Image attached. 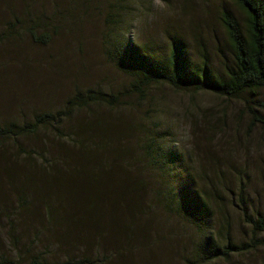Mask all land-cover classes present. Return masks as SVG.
I'll return each instance as SVG.
<instances>
[{"label": "rangeland", "instance_id": "rangeland-1", "mask_svg": "<svg viewBox=\"0 0 264 264\" xmlns=\"http://www.w3.org/2000/svg\"><path fill=\"white\" fill-rule=\"evenodd\" d=\"M223 9L238 15L229 0H0V35L6 37L0 42V124L26 123L39 113H66L67 102L88 90L103 92L118 104L74 106L57 131H40L30 159L34 170L51 168L50 176L85 173V197L64 190L53 207L58 212L74 206L70 212H75L84 205V228L56 237L41 230L42 218L24 224L23 216L5 210L1 216L12 215L14 223L10 230L5 219L0 222V256L6 264H32L36 256L50 264L69 259L97 264L102 255H107L102 264H183L184 252L206 239L168 206L175 189H186L187 171L197 186L208 189L217 181L223 187V177L235 184L242 177L239 169L245 170L248 206L264 212V126H252L244 101L164 83L137 92L133 87L139 79L112 62L107 46V37L120 38L164 56L170 51L169 36L178 35L191 46L192 62L197 48L204 51L205 46L217 66L226 40ZM259 101L264 103V91ZM168 154L176 161L167 171L161 167ZM83 156L86 169L75 161ZM135 202H146L149 211L143 214ZM33 203L34 208L44 206L39 198ZM96 203L100 215L90 212L85 219L87 205ZM225 206L224 215L214 216L213 234L226 219L230 241L225 234L218 241L250 243L252 233L240 205ZM129 210L140 228L130 248L108 232L98 236L97 229L115 218L126 216L134 224ZM125 248L123 256L115 254ZM216 264H264V245Z\"/></svg>", "mask_w": 264, "mask_h": 264}, {"label": "trees", "instance_id": "trees-1", "mask_svg": "<svg viewBox=\"0 0 264 264\" xmlns=\"http://www.w3.org/2000/svg\"><path fill=\"white\" fill-rule=\"evenodd\" d=\"M229 1L237 8L238 15L227 9L220 12V22L226 40L223 49L220 50L221 63L218 62L217 66L212 63L211 55L205 46L204 51L197 48V59L192 62L190 59L191 46L178 35L169 36L170 51L168 55L164 56L144 49L138 42L124 43L120 38L107 37L106 41H109L107 46L111 49L112 62L121 65L125 68L124 71L130 72L139 79V81H135L133 87V90L137 92H141L140 88L146 89L154 84L164 83L174 88L200 93L208 92L217 97L236 101L243 100L248 106L249 116L253 121L252 126L258 124L264 126V116L259 113V111L264 112V103L259 101V97L264 91V0ZM3 39L6 37L0 35V42ZM113 47L115 49H112ZM194 58L193 54L192 59L194 60ZM216 71H220V73ZM115 104L118 105L112 97L105 93L88 90L82 94L77 93L73 100L67 102L69 109L66 113L61 111L39 113L33 115L31 121L26 123L0 124V213L7 210L11 211L12 215H21L24 224L30 218H42V220L39 219L41 230L56 237H65L69 231H82L84 228L82 218L84 205L78 207L75 212H70L74 211V206L59 208L58 212L53 207L54 202L62 196L64 190L72 195L85 197L83 188L86 177L83 176L84 171L79 170L67 174L57 172L54 176H50L48 173L52 171L51 168L36 171L31 167L30 159L35 156V149L39 146L37 137L41 133L40 131L44 132L50 129L57 131L62 121L70 119L72 107L88 109L92 105L114 106ZM80 144L82 143L80 142ZM146 151L147 157H151L150 150ZM158 151L163 158L162 148ZM83 153L86 154V151ZM86 159L87 156H83L75 160L81 163L80 169H86ZM175 161V156L168 154V161L161 169L166 167L167 171L171 170L169 167ZM18 164L19 174L16 172ZM23 164L26 168L22 170ZM240 170L241 168L239 172L245 171ZM184 174L187 180L186 189H175L172 197L167 200L168 206L170 205L176 215L196 230L200 236L206 235V239L203 238L190 252H185L183 264H216L220 261H229L231 256L250 253L254 248L264 245V212L248 206L247 196L249 194L248 183H246L248 176L246 172H241L240 176L244 179L239 178L235 184H231L223 177V187H220L217 181L216 186L210 185L208 189L201 185L197 186L195 176L190 175L188 171ZM197 177L200 179V176ZM20 181L23 184L19 188ZM7 188L10 191L7 192ZM38 198L44 206L34 208V199ZM231 203L234 206L240 205L241 215L252 233L250 243L239 244L235 241L224 244L218 241L224 234L228 235V241H230L231 235L227 231L229 221L226 219L222 220L223 228L219 226L217 233L213 234L216 226L214 219L216 212L224 215L223 208L225 209V205H231ZM134 205H138L137 210L139 211L143 209V214H146L150 209L148 204L146 206L148 208L144 209L146 202L144 204L135 202ZM87 206L85 219L90 212L97 216L100 215L97 203L95 206ZM12 215L1 216L0 214V222L5 219L10 230L14 229ZM72 215H77L76 219ZM131 215L134 224L129 217L127 219L126 216H121L115 218L107 228H98V236L103 237L108 232L118 241H125L130 248L135 239L133 235L136 234L138 238L140 233V228L135 221L136 214L129 210L128 216ZM149 228L152 230L154 227L151 225ZM204 241L208 246L204 245ZM1 245L2 239L0 238V247ZM127 250L126 248L119 249L115 254L123 256ZM110 256L114 257L113 254ZM106 257L107 255L99 256L97 264L104 263ZM0 264H6L2 256H0ZM32 264L50 263L41 256H36L33 258ZM58 264L96 263H91L89 259L81 261L69 259L65 263Z\"/></svg>", "mask_w": 264, "mask_h": 264}, {"label": "bare ground", "instance_id": "bare-ground-1", "mask_svg": "<svg viewBox=\"0 0 264 264\" xmlns=\"http://www.w3.org/2000/svg\"><path fill=\"white\" fill-rule=\"evenodd\" d=\"M241 171V170H240ZM239 174H241V172H239ZM185 210V209H183ZM193 218V217H192ZM193 220L197 221L196 219L193 218ZM199 222V221H198ZM204 245L208 246V244L204 241ZM184 255H185V252H184Z\"/></svg>", "mask_w": 264, "mask_h": 264}]
</instances>
